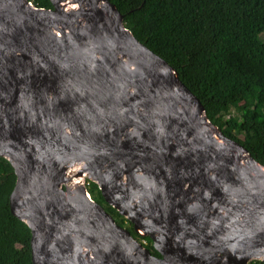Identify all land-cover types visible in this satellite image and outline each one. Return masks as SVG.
Returning <instances> with one entry per match:
<instances>
[{"label":"water","instance_id":"obj_1","mask_svg":"<svg viewBox=\"0 0 264 264\" xmlns=\"http://www.w3.org/2000/svg\"><path fill=\"white\" fill-rule=\"evenodd\" d=\"M50 1L0 0V156L33 264L264 261V165L113 3Z\"/></svg>","mask_w":264,"mask_h":264},{"label":"trees","instance_id":"obj_2","mask_svg":"<svg viewBox=\"0 0 264 264\" xmlns=\"http://www.w3.org/2000/svg\"><path fill=\"white\" fill-rule=\"evenodd\" d=\"M32 1L52 8L50 0ZM109 1L136 38L178 71L209 119L264 165V0ZM15 182L12 164L0 156V264H33L31 230L10 210ZM87 188L118 224L140 236L97 183L88 180ZM142 240L160 256L149 236Z\"/></svg>","mask_w":264,"mask_h":264},{"label":"flooded vegetation","instance_id":"obj_3","mask_svg":"<svg viewBox=\"0 0 264 264\" xmlns=\"http://www.w3.org/2000/svg\"><path fill=\"white\" fill-rule=\"evenodd\" d=\"M134 237H135V236H134ZM135 238H137V239H139L140 241H142V242L144 243V245L147 244V242H146L145 240H142V239H144V237L139 236V237H135ZM145 243H146V244H145Z\"/></svg>","mask_w":264,"mask_h":264},{"label":"built area","instance_id":"obj_4","mask_svg":"<svg viewBox=\"0 0 264 264\" xmlns=\"http://www.w3.org/2000/svg\"><path fill=\"white\" fill-rule=\"evenodd\" d=\"M248 264H253V263H252V261H251V262H249Z\"/></svg>","mask_w":264,"mask_h":264},{"label":"rangeland","instance_id":"obj_5","mask_svg":"<svg viewBox=\"0 0 264 264\" xmlns=\"http://www.w3.org/2000/svg\"><path fill=\"white\" fill-rule=\"evenodd\" d=\"M262 37L264 38V34L262 35Z\"/></svg>","mask_w":264,"mask_h":264}]
</instances>
